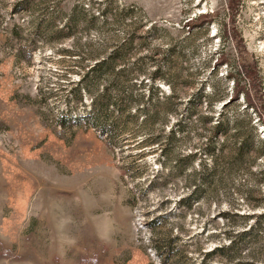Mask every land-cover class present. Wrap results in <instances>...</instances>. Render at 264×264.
Masks as SVG:
<instances>
[{
	"label": "rangeland",
	"instance_id": "374dc122",
	"mask_svg": "<svg viewBox=\"0 0 264 264\" xmlns=\"http://www.w3.org/2000/svg\"><path fill=\"white\" fill-rule=\"evenodd\" d=\"M241 50L264 105V0H0V264H264V125L201 118Z\"/></svg>",
	"mask_w": 264,
	"mask_h": 264
},
{
	"label": "trees",
	"instance_id": "16d2710c",
	"mask_svg": "<svg viewBox=\"0 0 264 264\" xmlns=\"http://www.w3.org/2000/svg\"><path fill=\"white\" fill-rule=\"evenodd\" d=\"M205 18L204 16H199V18ZM192 24V20L187 21V26L188 28H190V25ZM224 33L226 34V36H231L230 35V29L224 27L223 29ZM244 55V56H243ZM239 60H240V65L241 68L243 69V72L245 74V76L249 77L250 79L253 78L254 76V71H252L251 66L247 65V56H246V52L243 50L240 51L239 54ZM226 61V57L224 56V54H222V56L220 57V62H224ZM116 62V60L114 58L109 59V61H99L97 63H95V65H93L89 71L91 72V74H98L101 72L102 67L104 65L107 66V68H111V66ZM249 66L250 71H247V67ZM86 75V74H85ZM83 75V78L85 79L88 75ZM231 74L228 75V77H230ZM253 79L251 80V84H249L248 88L245 87H239V82L237 81V79L233 80V83L235 84V96L236 93H238L239 91L242 92V96L243 98L246 100V103L248 102L249 105H245L241 111L240 114L243 115V117H239L235 116L232 120H229V118L226 116L225 110H223L219 115V118H216L214 121V115H208V117H201L203 118V122L206 125L207 123H209L210 125V130H211V134L212 136H216L219 132H225L226 134L228 133L227 131H229L231 128L233 129V131L231 132L230 137H233L232 141H233V147L235 148V158L237 161L239 162H243L245 159H247V135H244V129H247V123L250 125V127L252 129H254V126L251 124V117L248 116L247 113V107L250 106L252 108L251 111H254L256 113V115L258 116V120L262 123V125H264V105L259 104L260 103V97H257V90L255 91V88L257 86L252 84ZM258 88V87H257ZM101 97V98H100ZM99 98L94 97L91 98V116H90V120L91 123L99 128L100 132L104 131V115H103V111L106 109L107 105H106V98L104 96H100ZM233 98V97H232ZM230 98V99H232ZM230 123L232 124V127L230 128L229 125ZM106 135H108L109 133H105ZM244 136V137H242ZM226 147L225 144L220 145V147H218V153L221 154L224 151V148ZM207 152H209L211 155H213V149H212V145L211 147L208 146L207 147ZM264 216V213L263 215ZM231 243V241H230ZM223 246L218 247L215 249V251L219 252L223 250Z\"/></svg>",
	"mask_w": 264,
	"mask_h": 264
}]
</instances>
